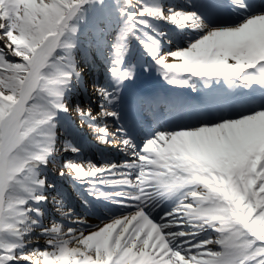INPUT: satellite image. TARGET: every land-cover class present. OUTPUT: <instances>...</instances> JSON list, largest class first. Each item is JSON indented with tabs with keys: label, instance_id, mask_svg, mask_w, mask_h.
I'll return each mask as SVG.
<instances>
[{
	"label": "snow or ice",
	"instance_id": "1",
	"mask_svg": "<svg viewBox=\"0 0 264 264\" xmlns=\"http://www.w3.org/2000/svg\"><path fill=\"white\" fill-rule=\"evenodd\" d=\"M90 39L108 61L106 83L95 87L98 111H76L132 158L64 161L60 176L86 184L92 207L111 213L95 227L64 210L46 175L82 80L76 53ZM133 39L151 59L144 71L203 94L139 142L124 114ZM0 45V264H264V0H190L182 9L164 0H0ZM63 150L80 153L70 141ZM50 197L68 225L43 223ZM35 230L44 249L30 247Z\"/></svg>",
	"mask_w": 264,
	"mask_h": 264
},
{
	"label": "bare ground",
	"instance_id": "2",
	"mask_svg": "<svg viewBox=\"0 0 264 264\" xmlns=\"http://www.w3.org/2000/svg\"><path fill=\"white\" fill-rule=\"evenodd\" d=\"M164 2L176 9H182L186 4L190 2V0H164ZM161 26L165 27V30H167V25L162 24ZM109 35L107 39L111 41ZM113 35H115V33ZM132 46L135 47V49L132 50L130 57L133 64H151L150 57L140 53V51L144 50L135 40L134 45ZM82 56H85V58H87V60L89 61L88 64L83 65L82 63H79V60ZM92 57L95 58L97 63H100L98 65H104V63L106 62L102 60V58H106L105 54L98 50L94 40L90 39V41L86 42L84 47L76 53V60L82 73V80L78 85L75 93L69 100L68 106L70 109V115L66 117L62 125H58V146L60 147V151L56 154L55 161L51 162L47 166L46 175L49 181L56 185L57 190L64 194V210L67 211L68 208L74 209L77 217L80 220H83L95 227L102 226L105 222H110L106 221L104 217L110 216L111 213L105 212L104 216H101V214L92 207L91 197L87 196L86 184L76 183L69 175H65L63 177L60 176V171L64 164V161L66 159H72L82 162L91 161L98 166H103L107 165L110 162L120 164L126 160H131L132 158L128 154H121L120 147L113 148V152H110L109 150L112 149V147H116L117 145L113 146V144L111 143L102 142L98 138L97 132L94 131V128L92 126H90L89 122L82 120L78 112L76 111L77 105H79L81 108H87L91 106L94 111L99 110L97 107L99 101L97 100L98 98L95 92V87L97 85H103L106 82H102L103 77H101L102 80H96L97 82L94 81L95 79H97V74H99V72L96 71V67H94L93 63H91ZM158 73V70H156V74ZM90 76L93 81L87 79ZM134 78L137 79V75H135ZM131 84H133L132 81L128 82L129 92H131L132 90ZM173 88V85H169L163 79L161 83L157 84L154 87L156 95L147 93V98L143 97L145 103L142 105L140 98L131 99L125 97L126 99L124 114L126 121L128 123L130 122V125L135 126L137 120H141L143 117H147V113L150 112L153 113L151 114L152 118L147 119L150 124H152V122H150L151 119L155 124L157 123L160 126L159 128L166 127V120H169L185 104H197L203 95L202 92L198 93L194 91L193 95H178V93H181L182 89L174 90V93H169L168 91ZM86 93L92 97L90 101L83 99L84 94ZM157 96L158 99H156ZM146 104H153L155 106H148L144 109L142 106H145ZM150 108H152V110ZM144 127L146 128L145 125ZM69 129H72L73 131H70ZM149 131L150 129H147L145 133H148ZM66 141H70L76 144L80 148V153L77 155L70 152H65L63 150V145ZM88 149H90V151ZM75 186L77 190H74ZM51 195L56 196V192H53ZM85 199L89 200V204L87 206L83 204V201ZM45 211V217L43 220L45 226L50 227L53 221L61 224L62 226H66L70 223V221L62 215L61 211L58 209L57 204L53 203L51 197L46 205ZM45 243L46 240L43 236L40 235V230H35V234L32 236L30 247L38 245L41 249H44Z\"/></svg>",
	"mask_w": 264,
	"mask_h": 264
},
{
	"label": "rangeland",
	"instance_id": "3",
	"mask_svg": "<svg viewBox=\"0 0 264 264\" xmlns=\"http://www.w3.org/2000/svg\"><path fill=\"white\" fill-rule=\"evenodd\" d=\"M129 46H130V42H129ZM0 47H2V45H0ZM131 47V46H130ZM15 62V61H14ZM145 64H141V66H137V72L138 71H140L141 73H143V72H146V71H144L143 70V66H144ZM152 71V70H151ZM153 72V71H152ZM155 72V71H154ZM83 99H85V100H88V98H84L83 97ZM90 99H92V98H90ZM89 99V100H90ZM107 123H108V126H109V128L111 129V132H114L115 131V128H116V124L112 121V118H108L107 119Z\"/></svg>",
	"mask_w": 264,
	"mask_h": 264
},
{
	"label": "trees",
	"instance_id": "4",
	"mask_svg": "<svg viewBox=\"0 0 264 264\" xmlns=\"http://www.w3.org/2000/svg\"><path fill=\"white\" fill-rule=\"evenodd\" d=\"M18 62V61H17ZM21 62V61H20Z\"/></svg>",
	"mask_w": 264,
	"mask_h": 264
}]
</instances>
